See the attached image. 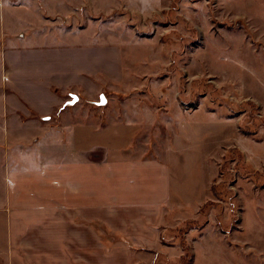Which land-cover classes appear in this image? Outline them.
Instances as JSON below:
<instances>
[{"label": "crops", "instance_id": "obj_1", "mask_svg": "<svg viewBox=\"0 0 264 264\" xmlns=\"http://www.w3.org/2000/svg\"><path fill=\"white\" fill-rule=\"evenodd\" d=\"M28 1L0 0V264L171 261L174 233L210 199L209 175L216 176L225 137L206 147L202 162L198 147L182 149L176 139L156 138L149 148L152 123L145 121L138 139L144 114L127 111L137 97L120 103L105 96L124 82L121 38L56 27L73 8L111 9L95 0ZM70 95L78 101L64 107ZM100 95L107 104L96 111ZM196 115L187 116L193 133L201 129ZM183 118L166 120L158 138L169 127L176 138ZM208 118L205 129L217 135ZM184 159L196 161L201 178L181 173Z\"/></svg>", "mask_w": 264, "mask_h": 264}, {"label": "rangeland", "instance_id": "obj_2", "mask_svg": "<svg viewBox=\"0 0 264 264\" xmlns=\"http://www.w3.org/2000/svg\"><path fill=\"white\" fill-rule=\"evenodd\" d=\"M96 2L111 10L73 8L57 17L56 27L61 32L86 30L106 42L121 38L124 82L118 93L105 96L116 95L120 103L137 97L135 105H127V111L144 114L137 122V138L143 140L152 123L156 135L149 136V148L167 137L169 144L176 139L182 149L185 144L198 147L201 162L206 147L223 142L220 135L226 139L214 160L216 176L209 175L210 201L195 221L174 233L171 261L154 264H192L194 255L196 264H264V0ZM114 105L123 111L122 104ZM193 112L201 118L195 121L201 129L194 133L187 121ZM181 117L182 126L174 125L176 138L170 127L163 131L168 136L158 138L166 120L175 124ZM208 117L214 119L211 129L220 134L207 132ZM99 139L89 136L90 141ZM194 163L182 160L180 171L201 178Z\"/></svg>", "mask_w": 264, "mask_h": 264}, {"label": "water", "instance_id": "obj_3", "mask_svg": "<svg viewBox=\"0 0 264 264\" xmlns=\"http://www.w3.org/2000/svg\"><path fill=\"white\" fill-rule=\"evenodd\" d=\"M78 101V98L75 96V95H70V101H68L64 107H69V106H73L74 104H76ZM107 104V101H106V98L104 95H100L99 96V99H98V102L97 103H94V105L96 107H104L106 106ZM44 121H48L49 118H46V119H43Z\"/></svg>", "mask_w": 264, "mask_h": 264}]
</instances>
